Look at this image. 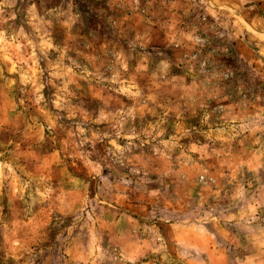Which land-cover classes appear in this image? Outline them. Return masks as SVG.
I'll use <instances>...</instances> for the list:
<instances>
[{
    "label": "clouds",
    "instance_id": "obj_1",
    "mask_svg": "<svg viewBox=\"0 0 264 264\" xmlns=\"http://www.w3.org/2000/svg\"><path fill=\"white\" fill-rule=\"evenodd\" d=\"M0 264H264V0H0Z\"/></svg>",
    "mask_w": 264,
    "mask_h": 264
}]
</instances>
